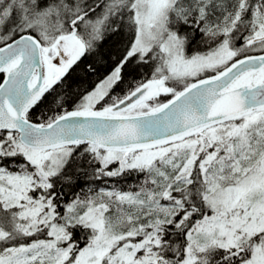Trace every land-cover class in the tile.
<instances>
[{"label":"snow or ice","instance_id":"snow-or-ice-1","mask_svg":"<svg viewBox=\"0 0 264 264\" xmlns=\"http://www.w3.org/2000/svg\"><path fill=\"white\" fill-rule=\"evenodd\" d=\"M0 264H264V0H0Z\"/></svg>","mask_w":264,"mask_h":264}]
</instances>
